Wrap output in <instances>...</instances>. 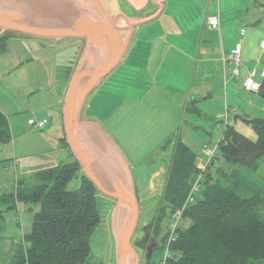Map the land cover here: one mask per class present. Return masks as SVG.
Instances as JSON below:
<instances>
[{"label":"rangeland","instance_id":"rangeland-1","mask_svg":"<svg viewBox=\"0 0 264 264\" xmlns=\"http://www.w3.org/2000/svg\"><path fill=\"white\" fill-rule=\"evenodd\" d=\"M172 1L168 0L160 18L135 29L121 63L89 96L83 110V115L87 116L89 108L95 111L100 124L121 146L133 171L139 205L131 244L139 264H149L150 260L153 264H162L160 260L167 251L166 247L164 251L159 247L163 244V235L172 231L174 220L166 206H161L164 211L161 213L159 204L175 142L180 140L187 145L195 154L197 164L207 162L208 150L215 147L212 158L215 167L227 170L228 164L217 157V144L225 123L229 122L248 139L256 140L251 127L237 120L230 107L224 106L222 98L220 103L219 98L214 97L210 110H203L195 103L185 104L183 97L179 107V101L172 102L166 87L178 88L186 97L189 92L201 89L206 94L204 87L209 82H212L213 93H222V96L224 81L242 82L243 85L247 77L243 74L244 66L240 68L239 78L235 79L228 63L223 75L222 66L214 64L211 56L202 61L203 57L198 55L200 47L208 45V39L217 43L203 25L207 17L214 14L226 25L222 35L237 39L235 27H241L245 30V38L250 36L254 40L257 37L256 47L262 48L259 41L264 39V0ZM239 16L244 18H240V24ZM251 17H259L260 25L247 21ZM118 22L124 25L123 20ZM120 35L125 36L126 32L122 30ZM4 42L0 43V111L7 117L11 140L0 144V211L4 217L0 225V264H20L25 255L23 238L31 232L32 220L40 205L26 204L9 196H15L18 182L21 191L31 190L41 182L40 171L72 161L62 144L64 132L56 101L66 87L68 66L75 63L83 44L74 40L30 39L15 34H6ZM169 46L175 49L166 51ZM260 72L255 76L257 82L264 81ZM110 80L115 83H108ZM240 94V103L244 106L243 100L247 101L245 94L248 93L243 89ZM104 104L110 107L106 113L95 110L96 105L101 108ZM42 117L48 121L43 129L28 124L29 119L41 120ZM165 139L164 148L170 149L168 163L165 162L166 154H160V144ZM258 176L264 179V159L260 162ZM80 184L76 173L67 190L75 191ZM97 199L100 221L89 239L88 264H116L110 222L113 202L100 195ZM261 209L263 215L264 204ZM189 225L190 220L181 218L177 222L180 229Z\"/></svg>","mask_w":264,"mask_h":264},{"label":"trees","instance_id":"trees-1","mask_svg":"<svg viewBox=\"0 0 264 264\" xmlns=\"http://www.w3.org/2000/svg\"><path fill=\"white\" fill-rule=\"evenodd\" d=\"M6 34L10 33L0 36V43H5ZM76 61L68 66L66 85ZM239 117L254 131L256 140L227 125L217 144V157L228 164V169L215 167L212 159L193 200L186 205L199 173L198 164L187 145L175 142L159 205L161 213V206L171 211L170 217L185 206L181 218L190 220V225L176 229L165 264H264V179L258 176L264 159V118ZM10 140L7 117L0 111V144ZM78 171L75 160L48 168L38 173L41 182L33 189L21 191L18 182L15 196H9L40 205L31 232L23 238L25 255L20 264H88L89 239L100 221V201L85 177H81L77 190H67ZM3 221L0 211V225ZM157 228L160 231L159 224ZM168 236L169 232L162 237V251L167 248Z\"/></svg>","mask_w":264,"mask_h":264},{"label":"water","instance_id":"water-1","mask_svg":"<svg viewBox=\"0 0 264 264\" xmlns=\"http://www.w3.org/2000/svg\"><path fill=\"white\" fill-rule=\"evenodd\" d=\"M119 19L124 25L118 22ZM153 19L131 21L124 14L111 16L102 0H0V35L10 33L34 39L83 43L61 104L63 125L89 181L113 202L110 222L116 264H139L131 244L138 216L131 179L116 182L110 190L102 188L89 173L87 159L77 148L74 137L79 128H94L89 122L79 121L86 99L124 58L134 28ZM122 30L126 32L125 36L120 35ZM96 135L100 137L99 142L103 141L102 145L114 150L115 146L108 138L98 132Z\"/></svg>","mask_w":264,"mask_h":264},{"label":"crops","instance_id":"crops-1","mask_svg":"<svg viewBox=\"0 0 264 264\" xmlns=\"http://www.w3.org/2000/svg\"><path fill=\"white\" fill-rule=\"evenodd\" d=\"M102 1L105 4V6L108 9L111 16H114L117 14H124L131 21L146 20V19L154 18L151 22L160 18V16L163 14V12L166 8V4L168 2V0H102ZM169 1L174 2L172 0H169ZM212 16H215V15L213 14ZM240 18L244 19L243 17L239 16V24H240ZM221 21L222 20H220V18H219V28L217 30L209 29L206 23L203 25L205 30L212 33V37L214 38V40L217 39V43L214 44V41H212V39H208V40H206L208 45H206L203 48L200 47V49L198 50V55L200 54L203 57L202 61H207L208 60L207 57L211 56V60L214 61V64H215V62H217L218 65L220 64L222 66L223 75H225L226 63H228V62H226L225 65H223L222 59L226 56L228 51L236 43H240L241 44L240 55H242L241 56L242 63H243V66L247 69V70L245 69L243 71L244 76L246 77L248 75V71H251V70H255L256 74H258L261 71L262 67L264 66V49H262V48L257 49V47H256V45H257L256 44V38L257 37L253 40V37H250V36L245 38V34L243 36H241L240 35V30L242 29L241 27H240V29H236V27H235V30H237V32H238V38L237 39L230 38L229 36L227 37V35H222V30L225 29L226 25L223 22L221 23ZM247 21L255 23V24L257 23V25L258 24L260 25V23H261V19L259 17H251ZM151 22H148L146 24H149ZM146 24H144V25H146ZM230 24H232V22H230ZM141 26H143V25H141ZM136 28H134L133 35L135 34ZM256 29H257L256 31H258L259 27H257ZM133 35H132V37H133ZM262 41H264V39H261L259 41V44H261ZM172 47L173 46L167 47L166 51H168L169 48L171 49ZM172 49H175V47H173ZM163 60L165 61V55H164ZM198 61H199V59H197L196 62H198ZM119 64L116 66V68L119 66ZM228 65L230 66L231 73H232V65L230 63H228ZM161 67H162V65H161ZM160 69L161 68H158V71H160ZM105 79H103L101 81V83ZM207 81L209 82V78H207ZM192 82H194V78L192 79L191 83ZM258 82L262 83L261 91L259 93H250V92L246 91L248 94H245V98H247V101L243 100L244 106H242L241 105L242 103H240L241 102L240 92L243 91L242 82L240 84V83L232 82V80H230L228 83H227V81H224V86H223L224 96H222V93L217 94V95L213 93L212 86L210 85L212 82H209L204 87L206 89L205 91L207 92L206 94L204 91L202 92V89H201L198 91L189 92V96L187 95L185 97L184 91L179 90L178 88L171 86V88L166 87V89H169L167 91L170 94V98L172 99V102H175L176 99L179 101V107H181L180 101H182V97H183L185 102H186L185 104L191 103V105H194V103H195L197 107L200 106L203 108V110H205V108H206V110H210L211 109L210 105L212 103V99L214 97L219 98V101L221 103V98H222L224 101L223 102L224 106L230 107L231 112L236 114L235 118L237 120H241L239 116H245L247 118H256V117L264 118V81H258ZM101 83L93 90V92L101 85ZM108 83L114 84L115 82L113 80L112 81L110 80ZM66 88H67V85L63 90L62 96L60 95V97L56 101L57 106L59 108L61 123H62V127H63V132H64V136L62 138V144L69 151V154H70L72 160H75L79 163L78 176L80 177V179H81V177H85L89 180L88 175L85 174V172H84L83 166L80 164L79 160L75 157V155H76L75 151L73 150V148L69 144L68 138L66 137V134H65L64 125H63V116H62V111H61V104H62V100L64 97V93L66 91ZM201 88H203V87H201ZM93 92H91V94ZM89 96H88V98H89ZM190 97H192V99ZM87 99H86V101H87ZM86 101H85V104H84V106L80 112L79 121L89 122L93 125L94 128L91 130L90 129L86 130L85 128H79L75 132L74 139H75V144H76L77 148L82 150L83 154L85 155V157L87 159V165H88L89 169H91V171H93V177H95V179L98 180L101 187L104 188L105 190L112 189L115 186L116 182L127 181V180L131 179L134 194H135L137 203L139 205V200L137 197L134 178H133V171L129 165V161H128L127 156L122 151L121 146L107 133V131L100 124V122L97 119L98 115L94 114V112H95L94 110L92 112L90 110L91 108H89L87 111L88 116L83 115V110L85 108ZM210 101H211V103H210ZM224 106H222V108ZM99 107H100V105H98V106L96 105L95 110L99 111V109H100L99 112H101V110H102L103 113L107 112V107L110 108L108 106V104L107 105L104 104V106L101 108H99ZM110 114H111V112H110ZM93 116H94V118H93ZM41 119H46V117H42ZM237 120L235 122H237ZM227 123H228V125H230L229 122H227ZM90 131H92V134H93L95 139H97V135H96L97 132H98V135H100V133L103 134L106 138H108L113 143V145L115 146L114 150L110 151L106 147L105 144L100 145L99 143H98L99 147L96 146L97 147L96 150H98V151L95 150L96 147H94L93 144L89 148L86 147L84 145V143L80 140V136L86 135V134L90 133ZM166 141H167V139H165L162 142L163 144L162 143L160 144V146L162 147V149H161L162 153H160V154L161 155H163L164 153L166 154V161L165 162L168 163L167 157L170 155L169 154L170 149L168 150L167 149L168 147L164 148V147H166L164 145V143ZM159 157H162V156H159ZM163 171H164V169H163ZM164 173H165V171H164ZM95 189H96V193L98 195L104 197L105 194L102 191L98 190L96 187H95Z\"/></svg>","mask_w":264,"mask_h":264},{"label":"built area","instance_id":"built-area-1","mask_svg":"<svg viewBox=\"0 0 264 264\" xmlns=\"http://www.w3.org/2000/svg\"><path fill=\"white\" fill-rule=\"evenodd\" d=\"M206 23L209 29L211 30H217L219 28V19L218 16H210L207 17L206 19ZM245 34V30L241 29L240 30V35L243 36ZM261 47L264 48V42L261 43ZM241 44L240 43H236L226 54V56L222 59V64L225 65L226 62L230 63L232 65V75L235 79L239 78V74H240V68L243 66L242 63V59H241ZM256 71L255 70H251L248 71V75L245 79V81L243 82V89L247 92H253V93H259L261 90V84L258 83L255 80V76H256ZM260 77L262 79H264V67L262 68L261 72H260ZM48 121L46 119H41V120H32L29 119L28 120V124L35 127V128H39V129H43L46 125H47ZM228 125V123H225L224 127H226ZM215 147L213 150H208L209 153V158L207 160V162L205 163H199L197 165V168L199 170V173L196 176V180L194 182V184L192 185V188L190 190V193L187 197L186 203L187 202H191L193 200V194L198 190L199 188V182L202 178V173L205 170L206 166L208 165V163H210V161L213 158L214 152H215ZM185 206H183L182 209H178L172 216V219L174 220V223L172 224V231L169 232V237H168V241H167V251L165 254V257L162 261V264H165V260L166 258H168L169 256V252H168V246L170 244L171 241H173L174 237H175V232L177 229V222L181 219L182 217V213H183V209Z\"/></svg>","mask_w":264,"mask_h":264},{"label":"bare ground","instance_id":"bare-ground-1","mask_svg":"<svg viewBox=\"0 0 264 264\" xmlns=\"http://www.w3.org/2000/svg\"><path fill=\"white\" fill-rule=\"evenodd\" d=\"M100 137L99 136H97V139H95L94 138V136H93V134H92V131H90V133H88V134H86V135H83V136H80V140L84 143V145L86 146V147H90L92 144L94 145V147H96V146H98L99 147V144L100 145H102V143H103V141H102V143L101 142H99L100 141V139H99ZM80 143V142H79ZM99 143V144H98ZM106 143V142H105ZM79 146V145H78ZM82 146V145H81ZM84 146V147H85ZM97 149V147L95 148V150ZM96 151H98V150H96ZM115 161V160H114ZM117 162V161H116ZM88 171H89V173H91V175L93 176V171H91V169H89V167H88Z\"/></svg>","mask_w":264,"mask_h":264},{"label":"flooded vegetation","instance_id":"flooded-vegetation-1","mask_svg":"<svg viewBox=\"0 0 264 264\" xmlns=\"http://www.w3.org/2000/svg\"><path fill=\"white\" fill-rule=\"evenodd\" d=\"M147 240L149 241V238H148ZM145 243H146V241L142 243V246H143V247H144V245H146Z\"/></svg>","mask_w":264,"mask_h":264}]
</instances>
